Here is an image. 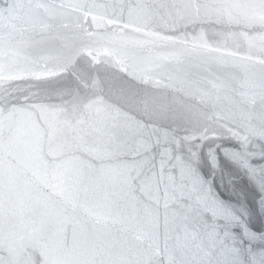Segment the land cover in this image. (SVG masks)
<instances>
[{"label": "water", "instance_id": "water-1", "mask_svg": "<svg viewBox=\"0 0 264 264\" xmlns=\"http://www.w3.org/2000/svg\"><path fill=\"white\" fill-rule=\"evenodd\" d=\"M0 264H264V0H0Z\"/></svg>", "mask_w": 264, "mask_h": 264}]
</instances>
